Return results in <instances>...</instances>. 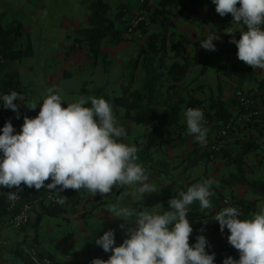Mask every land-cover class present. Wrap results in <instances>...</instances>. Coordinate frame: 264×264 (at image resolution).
Returning a JSON list of instances; mask_svg holds the SVG:
<instances>
[{
    "label": "crops",
    "instance_id": "0c3cea01",
    "mask_svg": "<svg viewBox=\"0 0 264 264\" xmlns=\"http://www.w3.org/2000/svg\"><path fill=\"white\" fill-rule=\"evenodd\" d=\"M3 1L0 4V12L7 11L8 7L20 8L19 4L30 0H9V5ZM105 1L112 5L111 0ZM118 3L131 5L130 9H133V11L139 5L138 0H119ZM81 6L82 0H62L55 7L49 9L48 22H44L46 21L45 17L41 19L33 13L31 17L34 22L33 25H26L18 20L28 36L34 38L44 36L52 39V41L49 40L47 46L32 45V55L20 61L3 60L0 62L1 79L8 72L18 73L19 80L24 86L23 101L28 107L33 102L42 103L43 99L50 94V90L56 91L62 96H73L74 98L75 93L80 91V84L89 80V78L81 75H86V70L93 60L86 57L82 59V48H72L70 38L61 41V39L66 38L82 26ZM148 6L149 11H147V14L158 6V0H148ZM37 9L40 10V7H37ZM177 10H182L184 13L193 10L201 14L202 18L186 20L172 15L169 18L172 21V26L164 29L159 22L150 23L146 27L148 30L147 35H142L140 41L136 40L135 37L132 42H127V47H121L123 51L120 48L119 51L116 46L101 48L98 57L103 61V57L107 56L106 53L110 52L109 55L113 58L110 65L112 67L105 74L101 73L102 68L97 67L89 76L91 77L92 86L95 87V93L104 87L105 93L113 98L121 95L120 86L126 84L123 68L127 65L126 61L130 56L135 52L138 53L139 46L136 42L144 44L149 35L166 37V45L154 57L151 63L152 66L148 62L145 66L138 65L134 77V88L140 89L148 75V69L156 71L159 68L167 69V72H165L170 82L169 85L175 87L174 90H169V93L173 94L170 97L171 100L176 101L180 98L184 102L180 112H178V122L161 129L164 134L161 145L147 151L144 143H140L138 137L139 135H146L151 126L129 120L125 117V109L121 106L115 104L116 108H113L116 111L114 114L119 123L123 125L127 132V135L122 138V142L135 144L138 147L137 156L139 159L137 162L144 166L149 180L157 186L159 191L145 194L143 200H134L130 195L131 189L128 185H117L109 194H96L100 196L103 203L92 211L89 208H91L90 203H93V201H90V203L85 201L88 198H93L94 195L90 192L86 195V199L78 197L77 204L67 208L66 212L56 216L42 215L38 221L36 216L39 213V207L36 205L33 212H31L28 225L21 231H0V264H14L15 262L23 264L21 259L22 248L31 240L37 242L41 255L52 256L53 260L60 264H85L88 258L93 259L96 257L106 260L110 253L105 252L95 243L96 237L101 235L103 231L112 228L115 231L116 243L119 244L127 235L126 231L120 227L123 221L114 218L112 215L113 206L126 205L137 210L142 207H149L151 211L160 212L162 211L161 205L164 210H169L168 200L170 198L179 196L180 191H186L188 187L203 182L207 178L216 180V184L212 186L213 195L210 197L212 207L201 209L198 201L190 206V211L187 213L193 228L189 238L190 245L195 242L198 234H203L210 245L206 249L207 251L212 252L218 248L223 234H228V229L225 228L222 233L218 222L214 218L217 212L226 207V201L233 203L237 200H245L246 203L255 201L247 212L244 213L241 209V218H250L264 208V129L261 131L253 127L238 129L235 124L239 120H243V116L248 119L250 114L233 112L234 117H236L232 124L234 126L227 132L226 136H223L222 149L220 150V146L214 148V141L220 133L219 129L224 125L206 118L208 109L204 112L205 126L209 130L207 142L201 145L186 131L187 125L184 112L188 107H186L185 102L190 100L191 91L189 89V94L183 97L180 94L184 89L182 90L181 86L177 87V84L193 85L194 79L199 83L198 85L204 84L207 86V77L211 72L215 77L216 86L220 85L222 98L226 101L233 99L231 98L232 91L239 86L254 92L256 83L250 82L246 78L220 74L219 80V71L223 66L226 69L228 68V71L233 67L239 69L245 66L251 67L238 59L236 55L237 46L230 42L231 36L225 32L238 29L239 26L231 24L232 17L220 21L212 0H181ZM54 17H58V23L51 21ZM2 20L6 21L4 17ZM3 25H5L4 22ZM212 32L219 36L218 40L213 41L215 51L205 50L200 41ZM235 32L232 35H235ZM174 35H176V39L172 41ZM170 36H173V38H170ZM239 37L240 33L238 39ZM168 42H170V45H168ZM174 62L188 64L187 72L179 81H173L169 75V67ZM119 69H121V75L118 74L117 70ZM253 69L255 71V68ZM189 72L194 75L191 76ZM255 73L258 76V72ZM227 77L233 78L230 81ZM152 78L153 76H151ZM223 78L226 79V82H223ZM169 93L167 89L164 100ZM216 94L217 89L213 95ZM31 98L34 99L32 102L29 101ZM193 98L201 102L198 95ZM200 105L196 108H199ZM32 110L38 113L39 105ZM135 113L129 112L130 115H135ZM161 113L155 112L156 116H160ZM212 114V111L209 112V115ZM11 119H13L12 116ZM11 123L16 131L20 130L16 121L11 120ZM153 125H156V122ZM247 140L254 142L256 147H250V151L242 157L241 171L238 173L239 155ZM194 149L196 152L192 154ZM234 251L239 256L235 248Z\"/></svg>",
    "mask_w": 264,
    "mask_h": 264
},
{
    "label": "clouds",
    "instance_id": "9594fccd",
    "mask_svg": "<svg viewBox=\"0 0 264 264\" xmlns=\"http://www.w3.org/2000/svg\"><path fill=\"white\" fill-rule=\"evenodd\" d=\"M212 2L220 16L231 14V24L239 26L225 31L237 46L238 59L264 69V0ZM236 30L239 39L232 35ZM218 39L212 32L200 43L205 50L215 51L213 41ZM18 100L23 101V96L16 90L0 95V105L13 112L18 110ZM88 101L80 97L65 103L62 95L50 90L42 103L30 105L29 109L39 105V111L34 117L25 116L19 131L6 120L0 128V187L22 191L21 185L36 190L47 186L58 192L84 188L93 195H106L117 185H128L134 200L159 191L137 162L138 147L122 142L127 132L111 103L103 97L91 98L90 106ZM184 117L187 133L205 144L209 130L203 110L187 108ZM214 184V178H207L180 191L168 200L169 210L160 205V212L113 206L112 215L123 221L120 227L127 235L117 244L112 228L103 231L95 243L110 255L106 260L93 258L91 264H216L215 253L206 250L210 245L205 235L198 234L190 245L193 228L187 216L194 202L201 209L212 207ZM18 198V191L9 192V200ZM214 220L222 233L228 229L227 240L239 253L238 259L227 256L222 264H264V208L241 218L238 207L228 206Z\"/></svg>",
    "mask_w": 264,
    "mask_h": 264
},
{
    "label": "trees",
    "instance_id": "16d2710c",
    "mask_svg": "<svg viewBox=\"0 0 264 264\" xmlns=\"http://www.w3.org/2000/svg\"><path fill=\"white\" fill-rule=\"evenodd\" d=\"M181 3V0H158V6L149 13L150 23H161L165 28L172 26V21L169 19L172 15L179 16L186 20H195L202 18L201 14L190 10L183 12L182 10H177L178 5ZM148 0H143V6L146 11H149V6L147 7ZM125 5H121L118 12L112 14L111 6L109 2L105 0H91L90 2V12L87 15V25L80 27L72 33V36H69L73 39L72 48L75 47H87L88 55L93 59V63L96 62L102 43L105 39H109L112 44H118L123 40L121 25L125 24L123 22L125 16ZM5 12H0V60H9V61H20L26 57L32 55V40L26 35V43L22 44V37L24 34V29L20 21L11 20L8 25H3L2 18ZM227 18L231 17V14L226 15ZM226 18V19H227ZM124 28V27H123ZM147 29V28H146ZM144 33H147V30H144ZM76 35H79L78 38ZM239 31L235 32V38L238 39ZM76 36V37H75ZM166 45L165 36L160 35H149L146 38L145 44L140 48L137 57L134 60H131L128 64V74L126 84L121 86V95L113 98V101L116 105L121 106L125 109V117L136 123H141L146 126H151L150 131L145 135L146 142L144 147L147 151L152 148H157L161 145L164 139V134L161 132V129L174 125L178 122V112L181 110L183 105L182 99H176V101L171 100V93L168 94L167 98L160 104L161 106V115L156 116L155 112L157 110L152 106V96L154 94L155 83L151 79L155 70H147L148 75L143 81L140 89L132 90V83L135 77V72L138 65L145 66V64L152 63V60L156 55H158ZM235 45V44H234ZM236 46V45H235ZM105 56L103 57V64ZM224 65V64H223ZM106 66V64H105ZM188 64L179 62H174L169 67V75L173 81H179L182 76L187 72ZM222 71L226 75H236L241 78H246L250 82H255L257 84L256 91L253 92L251 97H256L257 106L264 108V74L261 78H258L254 69L252 67L245 66L242 69L233 67L228 72L225 66H223ZM173 85H170L169 88H172ZM217 94L210 96L208 100V113L206 118L209 120H214L221 123L222 125L234 123L236 117L233 115V110L231 106L237 107V112L239 113H250L251 107L240 106L236 99H230L228 101L224 100L221 96V88L218 84L216 86ZM12 90L18 91L21 95L24 91V86L19 80L17 72H8L0 80V95L8 93ZM18 105L17 112H13L11 109L9 113L11 116H7L5 120H14L17 123V127L20 129V126L23 124V118L28 116L29 118L37 115L32 109L24 103L22 100L15 101ZM90 106V100L88 101ZM186 107L196 108L200 105L201 102L198 99L193 97L185 102ZM213 112L212 115H209V112ZM129 112H136L135 115H130ZM254 122H252L251 127L261 131L264 129V113L260 118V114L252 115ZM4 121L0 124L2 127ZM156 122V125L153 123ZM253 145V146H252ZM250 147L255 148L256 145L254 142L247 140L245 146L239 155L237 170L238 173L241 171V162L242 157L250 151ZM196 150L194 149L192 154H195ZM44 187L40 190L35 188H29L23 185L22 188V202L28 200H37V205L39 207V213L36 216L38 221L42 215L56 216L67 211V208L73 207L77 204L79 196L73 189H66L63 192L54 191L59 197L60 201L63 200V203L60 201L57 203L53 202H44L43 198L45 197ZM7 187H0V217L4 214H7ZM93 201L90 211L95 209L97 206L101 205L103 201L100 200L99 195H94L90 199ZM242 207V212H247L255 201H249L246 203L245 200H237ZM23 264H32L28 257L24 256L22 253ZM49 256V255H48ZM53 259L52 256H49ZM92 259L88 258L85 264H91Z\"/></svg>",
    "mask_w": 264,
    "mask_h": 264
},
{
    "label": "rangeland",
    "instance_id": "374dc122",
    "mask_svg": "<svg viewBox=\"0 0 264 264\" xmlns=\"http://www.w3.org/2000/svg\"><path fill=\"white\" fill-rule=\"evenodd\" d=\"M2 1L3 0H0V4L2 3ZM8 1L9 0H6V1L4 0L3 2L8 4ZM108 1H110V0H108ZM58 2H62V0H30L29 2L23 1L22 4H19L20 8L8 7L7 11H4L5 14L3 16L6 19V21H3V20L2 21L5 23V25H8L11 20H20V21H22L23 24L33 25L34 22L31 20L32 13H33L35 16L38 15L41 19L43 17H45L46 21H44V22H48V11H49V9H51V7L52 8L55 7V5ZM90 2H91V0H82V6H81V9H80L81 10V12H80L81 13V15H80L81 16V25H82L81 27H84V26L87 25V15L90 12ZM111 2H112L111 3L112 5H110V6H111L112 14H114L115 12H118V10H119L121 5H125V7H126L125 16H124V19H123V22H125V24L123 25L124 28L121 25V29H122L121 33H122V36H125V37H123V40L121 42H119L118 44H112L109 41V39H106L102 43L101 48H109V47L113 48V46H116L118 49L119 48L121 49V47H127V42H132L135 37H136V40L140 41V37L142 35H144V34L147 35V33H144V30H147L146 29L147 26H145V25L139 26V28H137L135 31H133L131 33L130 32H126V24L128 22L129 17L133 14V12H135L136 7H135V10L133 11V9H130L131 5L124 4V3L119 4L118 3L119 0H111ZM37 7H40V10H38ZM44 9H45V12H44ZM148 16H149V14H148ZM226 18H227V16L224 19L219 16L220 21H224ZM51 21L52 22L56 21L58 23V17H54V19L51 20ZM56 22H54V23H56ZM147 32H148V30H147ZM167 34L169 35V33H167ZM26 35H28V34L26 32H24L23 37H22V44L26 43ZM69 36H72V34H70ZM69 36H66V38L64 37L63 39H61V41H64L65 39H69L70 38ZM76 36L78 38L80 37L79 35H76ZM30 38L32 40L33 45L38 44V45L47 46L49 44V42L52 41L51 38H47V37H44V36L41 37V38L40 37L39 38L30 37ZM170 38H173V36H170ZM175 39H176V35H174V38L172 39V41L173 40L175 41ZM71 41L73 42V39H71ZM136 44L139 46V48H138V52H139L140 48L145 43L143 44V43H140V42H136ZM168 45H170V42H168ZM120 49H119V51H120ZM81 51H82V53H81L82 59H84L85 57L88 58V59H92L88 55L87 47H83ZM121 51H123V49H121ZM109 53L110 52L106 53L107 56L105 57L106 58L105 59L106 66H105V64H103V62L100 59V57L97 58L96 62H94V63L92 62V64L89 65V67L86 70V75L85 74L81 75L83 77L89 78V80H86V81H84V82H82L80 84V91L78 93L77 92L75 93L76 94V96L74 97L75 99L73 98V96L67 97V96L63 95L65 103L74 102L80 97H86V98H89V100H91V98L103 97V98H105L107 101H109L111 103V105H112V107L114 109L116 108L115 103L113 101V97H111L110 95L105 93L104 87H102V89H99L96 93L94 92L95 87L92 86V84H91L92 81H90L91 77H89V76H91L93 70H96L97 67L102 68V72H101L102 74L108 73L110 71V67H112L110 65L113 62V58L110 57ZM137 54H138L137 52L133 53L130 56V58L126 61L127 65H125V67L123 68L124 69V77H125L124 81H126V82H127V78H128L127 74H128V71H129L128 70V64H129V62L131 60H134L137 57ZM83 67H86V66H83ZM137 69H138V67H137ZM227 69H224V70H226L228 72ZM115 70H116V68H115ZM117 71H118V74L121 75V69H119ZM165 71L167 72V69L159 68V70H157V71L155 70V72L153 73L154 74L153 78H152L153 82L155 83V89H154V94L152 96L151 104H152L153 107H155L157 112H161L160 104L162 103V101L166 97L167 89H168V93H169V90H174V88H175V87L169 88L170 82H169L168 78L166 77V72ZM38 72H39V70H38ZM255 72H258V77H261L264 74V69H258L257 68V69H255ZM189 73H190L191 76L194 75L191 72H189ZM220 74H224L222 69H220V71H219V80H220ZM227 78L231 81L233 77H227ZM0 80H1V78H0ZM225 80L226 79L223 78V82H226ZM193 81H194L193 85L191 83H189L191 85H188V84L187 85H179V84H177V87L181 86L180 88L182 90L184 89V91H182V93L180 95L183 96V97L184 96L186 97L189 94L188 90L190 89V91H191L190 97H194L195 95H198L201 98V105L199 106V108L202 109L203 112H206V110H208V100H209L210 96H212L216 92L215 77L211 74V72H209V76L207 77V82H208L207 86L204 85V84L203 85H198L199 83L196 82V79H194ZM121 86H120V93H121ZM255 86H257V85L255 84ZM131 88H132V90L135 89L134 88V80H133ZM239 91L243 92L245 95H248V96L253 94V90L244 89L243 87L239 86V87H236V89L235 88L233 89L231 98L235 99V94L237 92H239ZM255 91L256 90H254V92ZM23 93H24V91H23ZM112 93H114V92L112 91ZM68 98L70 99L69 102H68V100H69ZM251 98L255 100V103L251 106V111L250 112L257 111L258 114H260V118L259 119H261V117L263 116V113H264V108L263 107L260 108V107L257 106L258 104H257L256 97H251ZM25 100H27V99L25 98ZM33 100L34 99L31 98L29 101L32 102ZM62 106H66V104L62 103ZM231 109L233 110V112H237V107L231 106ZM8 112H9V110H8ZM114 112H116V111L114 110ZM252 115L250 114L249 115L250 118L248 117V119H245V117L243 116L242 117L243 120H239L238 123H237L240 126L235 124V127H237L238 129H240V128H242V129L249 128L250 129L251 125H252V122H254V119L252 118ZM7 116H11V114L8 113ZM233 126L234 125H229L227 130L230 131ZM222 138L223 137H221L220 133H219V136L216 137V140L214 141V144L220 143V139H222ZM138 140L140 141V143H144L145 144V142H146L145 135L144 134L143 135H139ZM45 187H44V189H45ZM76 193L78 194L79 197H82V199H86L85 198L86 195H88L90 192L87 189L82 188L79 191H76ZM85 201L87 203H90L91 200H90V198H88V200H85ZM90 205H93V203H90ZM35 243H37V242H35ZM1 263H5V262H1ZM14 264H20V262H15Z\"/></svg>",
    "mask_w": 264,
    "mask_h": 264
},
{
    "label": "built area",
    "instance_id": "2783aa9c",
    "mask_svg": "<svg viewBox=\"0 0 264 264\" xmlns=\"http://www.w3.org/2000/svg\"><path fill=\"white\" fill-rule=\"evenodd\" d=\"M139 5L137 6L135 12L129 17L128 22L126 24V32H133L139 26L145 25L148 26L150 24L149 16L147 14L146 9L143 6V0H138ZM220 16V15H219ZM221 18H225V16H220ZM3 60H0L2 62ZM235 98L240 104V106L243 107H251L255 100L252 99L250 96L245 95L243 92H237L235 94ZM8 110L4 108L2 105H0V124L8 115ZM252 115H258L257 111L250 112ZM230 124L224 125L220 129V136H226L228 132V127ZM221 143H223V139H220V143L214 144V148H222ZM48 183V181H46ZM21 188H23V185H21ZM10 191H18V199L15 201L7 200V214H4L0 217V231L2 230H9L13 232H19L23 228H25L29 221L31 212L33 211L34 207L37 205V200H28L26 202H22V191L17 190L16 188H7V196ZM45 197L43 198V201L53 202L57 203L60 201L59 197H57L56 193L53 190H50L45 187ZM226 207L228 206H235L238 207L241 213V205L237 202L233 203L231 201L225 202ZM227 233H224L221 239V243L218 246L217 249L213 250L212 252L215 253V262L216 264H222L223 259L227 256H232L234 259H238L239 256L235 254L234 247L231 246L227 240ZM23 254L29 258V260L32 262V264H60L50 258L49 256L41 255L39 252L38 245L33 241H29L27 245H25L22 248Z\"/></svg>",
    "mask_w": 264,
    "mask_h": 264
}]
</instances>
